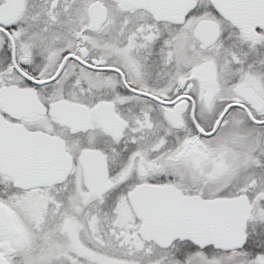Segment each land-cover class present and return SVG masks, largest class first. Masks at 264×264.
Returning <instances> with one entry per match:
<instances>
[{"label": "snow or ice", "instance_id": "1", "mask_svg": "<svg viewBox=\"0 0 264 264\" xmlns=\"http://www.w3.org/2000/svg\"><path fill=\"white\" fill-rule=\"evenodd\" d=\"M0 264H264V0H0Z\"/></svg>", "mask_w": 264, "mask_h": 264}]
</instances>
